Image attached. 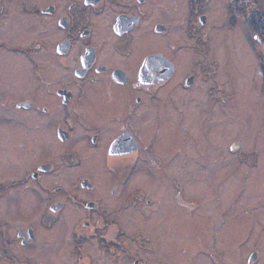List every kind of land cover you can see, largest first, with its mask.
Segmentation results:
<instances>
[{
	"label": "flooded vegetation",
	"instance_id": "1",
	"mask_svg": "<svg viewBox=\"0 0 264 264\" xmlns=\"http://www.w3.org/2000/svg\"><path fill=\"white\" fill-rule=\"evenodd\" d=\"M202 2L0 0V145L11 153L20 131L25 154L0 179L7 203L0 201V264H37L23 260L19 249L41 246L39 228L62 222L71 208L77 217L71 264H166L130 250L124 240L153 253V156L142 154L153 138V100L175 85L170 102L186 117L197 115L203 99L195 86L215 71L205 62ZM235 3V11L247 13L239 17L253 34L246 21L252 25L253 1ZM229 5L226 22L233 27L238 14ZM175 30L195 39L192 47L201 57L189 66L179 54L184 45L157 43ZM210 85L208 98L221 101L217 82ZM35 131L41 140L35 139L32 152ZM192 137V151L204 147L197 129ZM196 153L181 163L190 164L191 157L201 163ZM6 171L0 168V178ZM175 185L178 203L192 205L183 199V183ZM21 191L28 202L20 210L6 199ZM129 209L134 220L127 219ZM40 253H46L42 246ZM117 258L120 263L113 262Z\"/></svg>",
	"mask_w": 264,
	"mask_h": 264
},
{
	"label": "rangeland",
	"instance_id": "2",
	"mask_svg": "<svg viewBox=\"0 0 264 264\" xmlns=\"http://www.w3.org/2000/svg\"><path fill=\"white\" fill-rule=\"evenodd\" d=\"M252 1L254 10L264 12V0ZM202 3L208 16L205 62L214 64L215 71L212 79L199 81L195 86L201 88L197 95L203 99L199 113L193 112L197 115L186 117L181 110L177 111L174 101L170 102L175 85H166L159 99L153 100V138L142 149L144 156H153V192L149 190L153 196V253L139 251L127 238L124 241L130 250L150 256L153 262L264 264V45L255 33H249L239 15L233 27L227 26L228 0ZM174 32L157 38V43L184 45L186 52L179 54L189 66L193 59L201 57L192 47L195 39L180 30ZM187 57L191 59L188 64L184 60ZM213 82L221 89L219 102L208 98L207 90ZM188 108L187 115H192ZM209 112L214 114L211 116ZM209 119L216 122L205 121ZM195 129L205 136V144L192 151ZM17 134L18 142L11 153L0 145V168H7L1 180L11 175L12 165L25 156L21 132ZM33 135L36 136L29 138L32 152L38 147L35 139L41 140L39 132ZM196 151L201 163L193 162L197 160L195 157L190 158V164L181 163L188 156H197ZM170 155L174 156L171 162L167 160ZM178 180L184 185L181 188L184 201L192 205L178 203L179 186L175 185ZM10 199L13 207L20 210L28 202L23 191L6 200ZM0 201L5 202L2 196ZM133 211H126L127 219H135ZM74 214L71 208L62 222L51 228H39L42 233L39 242L46 253H40L41 246L33 244L19 249L22 259L37 264H71L70 237L77 218ZM253 253L256 257L249 260ZM113 262L121 261L117 258Z\"/></svg>",
	"mask_w": 264,
	"mask_h": 264
},
{
	"label": "trees",
	"instance_id": "3",
	"mask_svg": "<svg viewBox=\"0 0 264 264\" xmlns=\"http://www.w3.org/2000/svg\"><path fill=\"white\" fill-rule=\"evenodd\" d=\"M243 4H244V7H245L246 6V0H243ZM236 5L237 4L235 3V0H230L229 7H230V10L232 12H234L233 14L236 13L240 17L242 16L244 19H246V14L247 13L244 10L241 11V12L234 10V7ZM246 21H247L248 28L250 29V31H252L251 33H253V34L255 33V35L257 36L256 38H258L264 45V15L262 14V12H260V10H258V11L254 10L252 25H250L251 23L248 21V19Z\"/></svg>",
	"mask_w": 264,
	"mask_h": 264
},
{
	"label": "water",
	"instance_id": "4",
	"mask_svg": "<svg viewBox=\"0 0 264 264\" xmlns=\"http://www.w3.org/2000/svg\"><path fill=\"white\" fill-rule=\"evenodd\" d=\"M255 257H256V254L253 253V255H251V256L249 257V260H252V259H254Z\"/></svg>",
	"mask_w": 264,
	"mask_h": 264
}]
</instances>
